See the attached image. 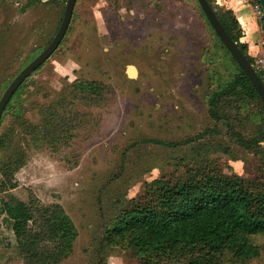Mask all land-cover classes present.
Instances as JSON below:
<instances>
[{
	"label": "rangeland",
	"instance_id": "1",
	"mask_svg": "<svg viewBox=\"0 0 264 264\" xmlns=\"http://www.w3.org/2000/svg\"><path fill=\"white\" fill-rule=\"evenodd\" d=\"M64 5L0 0V96L54 36ZM221 44L195 0H76L60 44L24 79L2 114L0 134L14 133L11 146L17 143L25 155L0 189V208L11 197L60 204L77 236L57 264H155L124 246L100 248L103 226L138 200L146 184L184 179L205 164L253 180L264 164L260 102L240 105L224 95L223 117L209 116L206 95L238 70ZM75 79L97 80L106 89L98 101L84 102L68 94ZM57 101L60 114L50 130L61 123L58 141L35 144L20 123L39 124L42 108ZM15 105L21 112L14 115ZM8 151L0 148L2 162ZM5 178L0 170V182ZM4 216L0 264H26ZM242 264H264V252Z\"/></svg>",
	"mask_w": 264,
	"mask_h": 264
},
{
	"label": "trees",
	"instance_id": "2",
	"mask_svg": "<svg viewBox=\"0 0 264 264\" xmlns=\"http://www.w3.org/2000/svg\"><path fill=\"white\" fill-rule=\"evenodd\" d=\"M207 1L227 33L253 64L247 53V44L240 41L243 31L233 11L217 8L211 0ZM239 5L246 7L241 2ZM205 20L221 43L206 17ZM230 58L238 70L206 95L209 116L215 120L223 117L219 102L225 95L234 96L240 105L256 99L263 109L260 120L264 121L263 101L245 72L231 55ZM256 71L264 83L263 76ZM70 88L68 94L73 98L86 102L90 97L96 102L106 86L97 80L75 79ZM59 103L42 108L39 124L20 123L35 144L41 141L51 145L58 141L61 123L53 126L52 130L50 128L52 117L60 114ZM20 112V107L15 105L14 115ZM13 134L10 137L6 133L0 134V148L10 149L7 162L0 159V170L6 176L0 182V189L9 183L12 172L24 164L25 154L20 145L11 146ZM237 138L242 144L247 142L240 134ZM260 164L258 175L253 180L215 170L208 164L192 168L184 179H153L146 184L138 200L120 210L112 221L103 226L100 248L124 246L150 258L155 264H242L258 257L264 252V164ZM0 214L5 215L10 223L17 252L24 263L57 264L72 252L77 230L60 204H43L36 197H30L27 202L11 197L3 200ZM258 238L262 240L261 244L256 242Z\"/></svg>",
	"mask_w": 264,
	"mask_h": 264
},
{
	"label": "water",
	"instance_id": "3",
	"mask_svg": "<svg viewBox=\"0 0 264 264\" xmlns=\"http://www.w3.org/2000/svg\"><path fill=\"white\" fill-rule=\"evenodd\" d=\"M76 0H66L64 6V13L61 19V22L58 26L57 31L55 32L52 39L48 42V44L26 65H24L19 72L13 77V79L9 82L7 87L4 89L0 96V117L2 112L18 86L24 81L26 77H28L39 65H41L58 47L62 38L64 37L74 9ZM205 17L207 18L209 24L212 26L214 32L220 39L221 43L225 46L230 55L234 58V60L238 63L241 69L245 72L246 76L249 78L253 87L255 88L258 96L264 103V83L259 77L257 71L253 67V65L248 61L244 53L238 47L236 42L230 37L225 28L220 23L217 18L214 10L210 6L207 0H197ZM261 7L264 12V0H259Z\"/></svg>",
	"mask_w": 264,
	"mask_h": 264
},
{
	"label": "crops",
	"instance_id": "4",
	"mask_svg": "<svg viewBox=\"0 0 264 264\" xmlns=\"http://www.w3.org/2000/svg\"><path fill=\"white\" fill-rule=\"evenodd\" d=\"M225 4L235 14L243 35L240 41L247 44L248 53L252 55L251 51L256 50V43L261 36V29L258 22H256L250 10L247 7L239 5V0H217V3Z\"/></svg>",
	"mask_w": 264,
	"mask_h": 264
},
{
	"label": "built area",
	"instance_id": "5",
	"mask_svg": "<svg viewBox=\"0 0 264 264\" xmlns=\"http://www.w3.org/2000/svg\"><path fill=\"white\" fill-rule=\"evenodd\" d=\"M239 2L244 4L250 10L252 17L256 22L264 23V12L259 0H239ZM260 29L261 36L256 43V50L251 57L254 58V64H252L253 67L255 70H258L264 78V30L261 27Z\"/></svg>",
	"mask_w": 264,
	"mask_h": 264
},
{
	"label": "bare ground",
	"instance_id": "6",
	"mask_svg": "<svg viewBox=\"0 0 264 264\" xmlns=\"http://www.w3.org/2000/svg\"><path fill=\"white\" fill-rule=\"evenodd\" d=\"M127 72H128L129 75H132L134 73V70H133L132 67H128L127 68Z\"/></svg>",
	"mask_w": 264,
	"mask_h": 264
},
{
	"label": "flooded vegetation",
	"instance_id": "7",
	"mask_svg": "<svg viewBox=\"0 0 264 264\" xmlns=\"http://www.w3.org/2000/svg\"><path fill=\"white\" fill-rule=\"evenodd\" d=\"M65 2H66V0H65ZM64 6H65V5H64ZM63 13H64V12H63ZM61 19H62V18H61ZM51 39H52V38H51ZM35 56H36V55H35ZM35 56H34V57H35ZM34 57H33V58H34ZM33 58H32V59H33ZM29 61H30V60H29ZM29 61H28V62H29ZM28 62H27V63H28ZM27 63H26V64H27ZM26 64H25V65H26ZM39 66H40V65H39ZM12 79H13V78H12ZM12 79H11V80H12Z\"/></svg>",
	"mask_w": 264,
	"mask_h": 264
}]
</instances>
